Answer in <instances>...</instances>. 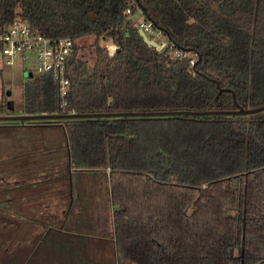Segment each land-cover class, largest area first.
Wrapping results in <instances>:
<instances>
[{"label": "trees", "instance_id": "obj_1", "mask_svg": "<svg viewBox=\"0 0 264 264\" xmlns=\"http://www.w3.org/2000/svg\"><path fill=\"white\" fill-rule=\"evenodd\" d=\"M137 6L169 42L196 53L191 68L124 20ZM16 14L45 36L73 38L70 90L62 106L52 76L32 75L18 113L2 86L0 116H82L0 119L42 169L24 183L67 193L65 211L43 226L13 215L0 264H264V109L118 114L264 105V0H0V26ZM82 35L95 39L78 45ZM99 177L111 208L105 233L97 204L86 202ZM107 244L109 259H95Z\"/></svg>", "mask_w": 264, "mask_h": 264}, {"label": "built area", "instance_id": "obj_2", "mask_svg": "<svg viewBox=\"0 0 264 264\" xmlns=\"http://www.w3.org/2000/svg\"><path fill=\"white\" fill-rule=\"evenodd\" d=\"M125 19L137 29H142L145 35L147 32L158 44L155 49L162 50L168 58H186L188 68H191L196 58V53L181 51L172 42H169L161 31L152 26L151 21L145 18L142 9L137 6L134 11L131 8L125 9ZM165 41L159 42L160 36ZM75 41L69 36L50 37L36 32L31 24L20 15L16 14L12 20L0 26V64L11 65L16 58L21 61H35V72L37 74H50L57 85L58 96L61 98V105L66 104V98L70 90V80L67 76L68 61L73 52ZM112 51L118 48L111 44ZM1 70V69H0ZM29 71V69H26Z\"/></svg>", "mask_w": 264, "mask_h": 264}, {"label": "crops", "instance_id": "obj_3", "mask_svg": "<svg viewBox=\"0 0 264 264\" xmlns=\"http://www.w3.org/2000/svg\"><path fill=\"white\" fill-rule=\"evenodd\" d=\"M23 143L24 141L19 143L18 139H10L6 143L4 154L1 155L0 153V161L5 163L4 167L0 165V178L4 179L7 186L5 192L0 193V204L4 205L3 209L8 227L15 225L13 215L23 222L29 217H34L37 219L36 224L43 226L47 218L54 219L55 216H61V213L65 211L66 206L64 204L67 200V193L55 187L48 188L40 180L24 183L28 173L31 177H41L42 169L39 168L38 164L31 165L26 162L24 158L29 155L30 151L25 148ZM39 152V150L35 151L36 154ZM95 193L94 198L91 196L92 193L86 195V202L90 210L91 203L97 204V207L94 205V209L100 211L101 217L103 211L99 207L100 195L98 191ZM70 196L72 197L73 194L71 193Z\"/></svg>", "mask_w": 264, "mask_h": 264}, {"label": "rangeland", "instance_id": "obj_4", "mask_svg": "<svg viewBox=\"0 0 264 264\" xmlns=\"http://www.w3.org/2000/svg\"><path fill=\"white\" fill-rule=\"evenodd\" d=\"M147 36H150V33L147 32ZM95 39L94 35H82L80 37H78L76 39V43L78 45H85L88 44L90 42H92ZM163 41H165L164 37L161 35L159 38V42L162 44ZM107 43H110L108 40L106 41ZM86 53H88V50L85 49L83 50ZM86 59L87 61H89V55L86 54ZM35 61H21V59L16 58L14 63L11 65H7V64H0V69H1V73H0V92L3 88L7 91L10 90V94L7 95L6 94V100L9 101L11 107L14 109L15 112H18L17 110H15V105H18L21 96H22V85L23 82L27 79L32 77V75L37 74L35 72ZM26 69H29V71H26ZM18 107V106H17ZM1 126H5L4 123H0V153L1 155L4 154V151L6 149V143L9 142L10 140V136L12 133L15 132V129H13L12 127H1ZM0 163H2V161H0ZM4 181L3 178H0V185L2 184V182ZM47 184H45L46 186ZM94 185V189H96L100 195V201L99 203L101 204V209L103 212H101V217L99 218V214L98 217H96L94 214V216L96 217L95 221H96V226L105 232H110L111 231V222L110 219L108 218L109 214H110V205L108 203V187H107V182L105 180V178L103 177H99L98 179L95 180V182L93 183ZM4 186H0V193H3V188ZM0 221L4 219L6 220V217L4 215V205L0 204ZM15 223V221H14ZM4 225H7V222L5 221V223H2ZM5 230V231H4ZM10 235L12 234V226L10 227H1L0 226V241H3V239L6 240V238H8ZM108 244H107V248H106V253H101L100 249H97V251H94V253H92V256L95 259H109L110 253H108L110 250H108Z\"/></svg>", "mask_w": 264, "mask_h": 264}, {"label": "water", "instance_id": "obj_5", "mask_svg": "<svg viewBox=\"0 0 264 264\" xmlns=\"http://www.w3.org/2000/svg\"><path fill=\"white\" fill-rule=\"evenodd\" d=\"M139 34L142 37V39L144 40V42L148 45V46H152V47H158V44L153 41L152 39L147 38V36L145 35V33L143 32L142 29H139ZM116 51H119V48H116ZM10 90L6 91V94L9 95L10 94ZM264 109V105H259L257 107H253V108H247V109H243V108H238L237 110H204V111H191V110H164V111H149V112H132V113H118V114H136V115H164V114H216V113H237V114H245V113H252L258 110H262ZM117 114V113H116ZM74 117V116H82L81 114H77V113H69L66 115H61V114H38V115H24V114H17V115H2L0 116V119H6V118H16V119H26V118H46V117Z\"/></svg>", "mask_w": 264, "mask_h": 264}]
</instances>
